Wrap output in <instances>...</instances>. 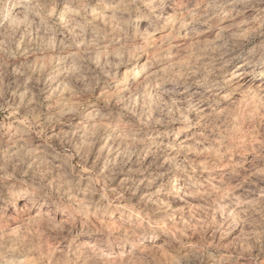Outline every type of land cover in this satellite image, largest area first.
I'll return each mask as SVG.
<instances>
[{"label":"clouds","instance_id":"9594fccd","mask_svg":"<svg viewBox=\"0 0 264 264\" xmlns=\"http://www.w3.org/2000/svg\"><path fill=\"white\" fill-rule=\"evenodd\" d=\"M0 264H264V0H0Z\"/></svg>","mask_w":264,"mask_h":264}]
</instances>
